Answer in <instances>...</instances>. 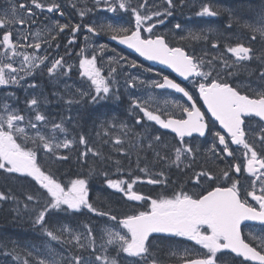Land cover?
<instances>
[{
  "label": "snow or ice",
  "instance_id": "6c2138e0",
  "mask_svg": "<svg viewBox=\"0 0 264 264\" xmlns=\"http://www.w3.org/2000/svg\"><path fill=\"white\" fill-rule=\"evenodd\" d=\"M177 2L178 0H164V7L161 8L156 0L151 4L149 0H92L91 7L79 9L81 21L85 15L103 5L108 12L126 13L129 17L126 24L91 21L86 24H57L55 31H49L48 38L43 42L48 48L59 47L49 41L55 40L57 33L69 29L72 35L68 44L74 45L75 33L80 32L83 27L93 37L107 36L111 41L138 53L145 60L166 66L187 81L190 89L167 75L159 79L143 80L130 72L123 73L126 77L124 85L128 89H135L138 84L150 85L154 89L180 93L187 102H191H173L179 114H165L146 106L147 100L130 96V110H138L142 117H146V121L154 122L160 129L170 130L178 137L175 144H168L162 139L163 133L148 131L154 125H148L137 115L135 123L144 127L145 131L143 134L133 135L137 139L150 137L147 148L152 149L157 159L164 161L169 168L175 167L184 171L188 181L199 187L198 192L190 193L177 184L170 195L152 198L134 190L139 177L133 179L129 171L128 179L118 175L116 178L106 179V186L122 194L126 201L148 202L145 205L148 210L124 213L122 218L118 212L101 210L89 199L87 179L69 178L65 182L46 166L49 160L53 163L68 160V155L62 154L60 150L70 149L74 143L85 147L79 154L80 157H87L89 152L94 156H99L100 153L88 147L82 134H78V140L69 139L63 121L51 123L50 131L45 133L42 129L49 127V118L40 113V102L35 96L25 101L36 113L34 117L22 115L18 109L6 102L7 99L15 98L14 93L0 99V173L5 174L6 179H15L22 187L28 185L23 188L22 204L15 195L6 191H0V202L12 200L17 204V211H30L34 217L33 224L51 240L66 244L74 242L77 251L88 252L87 256L69 257L67 264H122L110 257L104 243L100 244V251H97L91 224L83 226L82 234H76L66 224L60 227L59 234L50 230L49 225L56 213L76 216L85 210L116 222L115 227L121 229L123 234L121 231L106 228L104 231L108 235L107 244L113 246L117 255L126 254L127 257L139 258L133 264H140L141 260L153 257V242L163 237H177L194 242L193 248L183 250L179 264H264V87L252 90L250 85L230 83L225 79L234 74L227 71L228 69L240 66L242 62L264 60V54L256 56L251 44L246 46L244 43H236L233 46L228 43L227 37H224L223 48L219 40L211 44L212 48L219 51L210 59L205 58L207 53L197 55L195 51L188 50L173 37L160 33L157 27L165 23V17L173 15ZM72 7L77 5L73 4ZM19 8L23 10L24 16H16L13 8L10 18L0 19V29L3 30L0 31V52L3 53L0 55V86L20 85L25 77L35 74L36 69L55 79L71 73L72 65L63 56L49 59L47 51H40L39 32L36 33L35 42L25 45L22 41H27L28 35L23 29L18 30L13 39L12 29L9 27L13 24L30 27L35 21V10L64 16L59 0H49L47 4L43 0H29L28 4H19ZM220 11L212 5L211 0H204L196 16L215 18ZM233 22L240 24L238 20L230 21L226 27L231 28ZM240 26L254 33L258 32L264 44V11L260 14L259 27L249 23ZM174 28L178 30L179 38L185 39V29L181 23H176ZM188 37L196 40L208 39L204 31L199 34L189 31ZM83 38L86 42L89 39L87 35ZM251 39L256 40V35H252ZM26 47L32 48L33 52L29 54L27 51H18ZM106 50L108 45L101 43L99 51ZM95 51L94 48L89 56L81 49L82 59L78 63L80 74L86 78L84 86L94 90L90 100L96 103L106 98L110 92L118 99L120 90L117 67L110 65L107 74H104L102 68L97 66ZM111 52V59L121 67H141L135 61L129 63L127 57L116 53L115 49H111ZM225 53H230L235 59ZM17 56L22 57L19 67L14 66L15 61L12 59ZM144 71L151 72L152 69L146 68ZM259 75L264 81V71ZM24 86L35 88L37 84L33 82ZM86 94L80 92L81 97ZM197 98L202 99L214 120L206 118L205 113L197 106ZM42 102L47 103V99L44 98ZM67 103L71 104L73 101L69 99ZM120 127L127 128L124 124ZM26 128L34 130L33 135H28ZM57 132L64 134L62 140L58 139ZM127 134L126 131L125 135ZM194 134L196 138H205L204 142L209 145L208 152L213 158L212 167H199L197 170L196 161L201 152L193 139ZM115 143L121 144L122 141L117 137ZM169 152H174V160ZM216 161H223V166ZM115 167L118 173H123L124 169L119 160L115 161ZM141 171L149 174L147 167ZM245 173L251 178L247 187L241 183ZM104 175L107 177L108 174L105 172ZM146 183L167 185L171 181L164 171H159L148 178ZM246 221H259L261 227L254 232L255 226L246 224ZM171 255L175 256L176 253L172 252ZM62 260L63 258L55 259L50 253L47 264H62ZM24 264H28V261H24ZM36 264H46V260L38 259ZM151 264H158V261L153 257Z\"/></svg>",
  "mask_w": 264,
  "mask_h": 264
},
{
  "label": "trees",
  "instance_id": "16d2710c",
  "mask_svg": "<svg viewBox=\"0 0 264 264\" xmlns=\"http://www.w3.org/2000/svg\"><path fill=\"white\" fill-rule=\"evenodd\" d=\"M3 1L5 2V0ZM201 1L204 2V0ZM156 2L161 8L164 7V0H157ZM149 3L152 2L149 1ZM211 3L217 8L220 7V10L221 7H225L226 10L223 14H219L218 17H211L213 20L210 22L206 21V17H202L201 19L196 18L195 15H193L194 18L192 20L197 28L204 26L206 23L208 24L206 27L208 28V39H195L202 43V52L205 51V53L211 54L209 57L206 56V59L211 58L213 54L219 51L211 47V44L217 41L216 32L218 31L215 32L216 28L217 30L219 27L226 30L225 26L230 21L237 20L240 21V24L249 23L259 27L260 14L264 11V0H211ZM1 5L2 3L0 2V7ZM176 5L177 7L173 8V15L165 18H177L180 21L178 23H181L186 30L187 22L181 21L183 19L187 21V19L192 16L188 15L185 0H182V2L178 0ZM68 11L74 12V9L71 8L68 9ZM98 16H101V13L94 15L95 18ZM128 19L129 17L126 16V20ZM175 23L172 24L173 32L176 30L174 28ZM240 24L235 28V35L238 37L242 36L246 44H251L256 56L259 57L264 54V44H262L260 40L259 33H254L248 28L241 27ZM202 31L205 32V28ZM184 32L183 35L185 39L180 42L181 45L187 40V32ZM69 34H71L69 31L62 34L64 48L61 46L59 50L62 51L60 53L64 54L62 55L64 59H67L68 55H71V50L70 48L68 49L66 44L70 39V37H68ZM252 35H256L257 39L252 40ZM61 43L62 41L60 43H54V45H60ZM224 43L223 41L220 42L222 46H224ZM186 47L188 49V44H186ZM190 50L194 51L192 48H190ZM117 52L119 53V51ZM249 63L250 75L253 77V82L257 83L255 90L264 87V81L261 80L259 75L261 71H264V60L254 59L249 61ZM40 76L42 77L41 74ZM40 76V84L37 82V87H39L38 89L41 92L37 97L38 102H40L38 107L40 113L49 118V127L42 130L48 133L51 123L63 121L64 127L68 130L67 137L69 139L78 140V134H82L88 142V147L100 153L99 156H94L92 152H89L87 157H80L79 154L85 150V147L79 143H74L72 148L60 150L62 154L66 153L68 155V160L56 163L49 160L46 162V166L56 172L58 178H62L65 182H67L69 178L74 179L79 177L87 179L89 199L97 208L118 212L121 214L120 218H122V214L124 213L148 210L147 207H145L148 202L142 204L131 203L126 201L122 194L106 186V179L116 178L118 175L123 179H128L129 171L133 179L139 177L138 181H141L142 177L150 178L153 176L155 174L151 171L153 168L165 172L171 181V183L167 185H149L147 183L141 184L140 182L135 184L136 190L152 198L158 195H170L177 184L189 190L190 193H194V185L188 181L184 172L179 170L181 172V179L179 182L175 181L173 178L174 168L167 167L164 161L157 159L152 149L147 148L150 137L144 136L143 139H137V137L133 135V133L143 134L145 128L141 127V125L134 127V129L129 126L130 124L137 125L135 120L136 114L139 112L138 110H130V96H134L126 87L120 84L121 81H119L120 95L118 99L110 92L108 96L104 98L105 100L109 99L108 101L103 102L101 101L103 99H100L98 102L93 103L90 100L91 94L93 93L92 91L77 89L76 96L79 102L76 104H69L67 103V101L71 99V91L69 89L64 87L61 83H54V80H51L47 73H45L43 78ZM43 84H47L46 87H43ZM17 89L18 86L15 87V85L12 87L10 85L0 86V99L5 98L9 93H14L18 102L11 103L12 107L18 109L22 115L34 117L36 113L25 103L30 97L22 100V93L19 91L20 95L17 94ZM81 91L87 94L81 97ZM2 95L5 97H1ZM44 98L47 99V103L42 102ZM7 101H9V99H7ZM54 106H56V108H54ZM74 109H76V111H73ZM147 122L148 121H146V123ZM113 124L116 126L112 127ZM121 124L126 125L127 128L121 129ZM148 125H154V123L150 122ZM21 126H23V124ZM26 130L30 133V136L33 135L34 130L29 128H26ZM126 131L128 132L127 135H125ZM148 131L163 133L162 139L166 140L170 145L175 144L176 140L164 133L158 125H154V128L148 129ZM57 137L58 139H63L64 134L57 132ZM117 137L121 139V144L115 143ZM169 156L173 159L175 157L174 152H169ZM116 160L121 162V166L124 169L123 173L117 172L115 167ZM145 167L149 170L148 175L141 171V169ZM105 172L108 174L107 177L104 175ZM177 173L178 172H175V174ZM99 176H101L100 179ZM27 187L28 185L22 187L15 179H6L5 174L0 173V191L11 192L17 197L21 204L24 202L23 188ZM33 218V214L30 211H24L22 209L17 211V204L12 200L0 202V264H24L26 260L28 264H36L38 259H45L47 264V260L50 259V253L56 254L55 259L57 260L63 258L62 264H67V259L73 255H88L87 251H77L74 242L73 244H66L51 240V238L44 234L37 225L33 224ZM64 224L76 234H82L84 230L83 226L85 224H91L95 236L99 235V233H101L103 229L108 228V226L115 227L116 222L108 220L107 217L95 216L85 210L84 213L76 216H66L64 213H56L49 228L54 233L59 234V229ZM65 238L67 239L68 237ZM83 242L87 243L86 240ZM175 244L179 245L178 239L162 238L154 241L153 257L160 263H166L171 260L179 261L182 256L170 255L172 251L176 250ZM96 247L97 251H100V246L97 243ZM108 253L109 255H114L117 261L125 264L123 254L117 255L113 246L109 247ZM153 257H149L146 263L150 264Z\"/></svg>",
  "mask_w": 264,
  "mask_h": 264
},
{
  "label": "flooded vegetation",
  "instance_id": "af4514ba",
  "mask_svg": "<svg viewBox=\"0 0 264 264\" xmlns=\"http://www.w3.org/2000/svg\"><path fill=\"white\" fill-rule=\"evenodd\" d=\"M28 2H29V0H25L24 3L25 4H28ZM185 2H186V8H187L188 14L191 15L192 17H193V15H196V12H197V10H198L201 2H199V1L197 2V0H185ZM74 4H76L77 7H75V8H72V6L71 7H67V9H71V8L74 9V12L68 11L67 9H65L64 16H60L57 13L56 14L53 13L51 16L52 17H55V18L60 17L59 18V22H61V25L64 24V23H69V24H73V25L76 24V23L86 24L89 21H91L93 23H103L105 21H113V23H116V20H118L120 18V17H118L120 15V12H118V13H112L113 15H117V17H115L114 20H111L110 18L103 17V16H98V17L94 18L91 15V13H90L88 15H85L84 18H83V21H81V18H80V15H79V9L80 8H83L85 6L91 7V1L90 0H75L74 1ZM190 6H191V10H190ZM12 7L15 8L16 7V4L12 3ZM95 10L97 11V13H101V15H103V14H105V13L108 12V11H106L103 8V5L101 6V8H97ZM225 10H226L225 7H223V8L221 7L220 14H223ZM35 12H36V16H35V21L36 22H39V23H42V24L47 23V20H46V17H45L46 15L44 13L38 14L37 13V10H35ZM196 17H198V16H196ZM198 18H200V17H198ZM164 19H165V23L164 24H161V25H158V29L160 30V33L165 34V35H168L170 37H173L176 40V42H178V43L182 42V40L176 34L178 32V30H175V32H173V28H172V24L175 23V22L176 23H178V22L177 21H174V19L171 18L170 22L167 23L168 20H169V18H164ZM175 19H177V18H175ZM201 19H202V17H201ZM187 21H189V19H187ZM206 21H209L210 22V21H212V18L206 17ZM181 22H186V20L183 19ZM237 25H238L237 23H234L233 22L231 28H227L225 26L226 27V30L221 29L219 27L218 30H215V32L218 31V32H216L217 40H219V42H222V41L225 42L224 37H227L228 38V43H231L233 46L236 43H244L247 46L248 44H246L244 42V38L242 36L241 37H238L237 35H235V33H236V29L235 28L237 27ZM229 29H231V30H229ZM188 30L189 31H192L194 33L199 34V32H197L196 29L193 30L192 27H189ZM207 31H205V33H207ZM62 34H64V32L57 33L56 34L55 43H60L63 40ZM85 35H87L89 38L92 37L91 34L85 32V30H84L83 27L81 28V31L80 32L75 33V38L83 39V41H81L79 43V45H80V47L78 49L79 51L81 49H83V47H86V43L87 42L92 43V40L91 39H88L87 42L84 40L83 37ZM57 38H58V40H57ZM186 44H188V50H190V48H192L197 53V55H203L205 53V51L202 52L203 51L201 49L202 43L200 41H196L195 39H192V38H189L188 37L187 40L185 42H183V45L186 46ZM223 47L224 46L221 45V48H223ZM117 51H116V53H118ZM118 54L123 55V53L120 52V51H119ZM225 54L228 57L231 56L230 53H225ZM70 57H71V62H69V63L71 65L73 64V66H72L73 71H72L71 78H70V85H71V87H74L77 84V81H76V70L75 69L76 68L78 69V63L81 60V55L78 54L77 57H76V46L75 45H72L71 46V55H70ZM231 59H235V58L234 57H231ZM135 62L138 65L141 66L139 68L134 69V71L136 73H138V75L140 77H143V78H146V79L150 77L149 78V80H150V79H159L162 76L167 75L170 79H173V80H175V82L179 83V81L172 74H170L168 72L162 71L160 69H152V68L148 67L147 65H145L144 63H141L137 59L135 60ZM146 68H150V69H152V71L151 72H145L144 69H146ZM227 71H232L234 73L231 76L225 77V79L228 82H230V83L231 82H235L237 84H247V85H250L251 86V89L252 90H255V87H257V84H253V80L251 78H249V77H251V75H250V64L247 61L246 62H242V65L233 67L231 69H228ZM243 71H246V75L245 74L240 75ZM141 72H143V73H141ZM157 73H159V76H157ZM238 73H240L239 74L240 76L237 75ZM61 82L62 81H60V83ZM182 85L185 86L186 88H189V89L191 88V86L188 84V82L187 83H184ZM263 85H264V83H263ZM249 94H251V93L249 92ZM155 95H159V92L156 91L155 92ZM196 97H198V92L196 93ZM178 99H180V98H178ZM180 101H182L181 104H183V103L185 104L186 103L185 101H183V99H180ZM197 105L206 113V110L203 107V103H202L201 99H198L197 98ZM206 115L208 116L207 113H206ZM207 119H209V118H207ZM254 119L255 120H258L257 118H254ZM210 127H211V124H210ZM217 128H219V125L218 124H217ZM193 139L196 140V144L200 148V152H201V155L198 156L199 159H200L201 165L199 163V166H197V164H198L197 163L196 164L197 168L198 167H204V168L212 167L213 166V158H212L211 154L208 152L209 145L204 142L205 141V138H203V139H201V138H193ZM216 163H218L220 166H223V163L224 162L223 161H216ZM173 178L177 182H179V180H180V178L178 176L173 177ZM250 179L251 178L245 173L244 176H243V178L241 179V183L244 184L245 187H247ZM192 185H194V184H192ZM194 188H195L194 193H196V192L199 191V187L198 186L194 185ZM254 226H255L254 229H259L261 227V226H257V225H254Z\"/></svg>",
  "mask_w": 264,
  "mask_h": 264
},
{
  "label": "rangeland",
  "instance_id": "374dc122",
  "mask_svg": "<svg viewBox=\"0 0 264 264\" xmlns=\"http://www.w3.org/2000/svg\"><path fill=\"white\" fill-rule=\"evenodd\" d=\"M203 2V1H202ZM201 2V3H202ZM7 7L8 8H10V9H13L14 7H12V3H9V4H7ZM219 9V8H218ZM3 10V9H2ZM16 12H20V11H18V9H16ZM103 17H106V16H103ZM112 20V19H111ZM170 20H171V18H169V20H168V22L167 23H169L170 22ZM105 22H112L113 23V21H105ZM24 31V30H23ZM174 31V30H173ZM54 41V43H55V40H53ZM91 43L90 42H87V45H90ZM113 56V55H112ZM102 64H101V66L103 67V68H107V67H109L110 65H112V64H115L116 62L115 61H113L111 58L110 59H108L107 61H105V60H103L102 62H101ZM45 73L46 72H41L40 71V74L42 75V77L41 78H43V76H45ZM240 73H238L237 75H239ZM242 74H245L246 75V73L245 72H242ZM249 77V76H248ZM253 78V77H252ZM255 78V77H254ZM41 82V79H39L38 80V83H40ZM46 85L47 84H43L42 86L43 87H46ZM19 91L22 93V95H21V98L23 99V100H25V99H27V98H29V94H28V92L26 91V89L25 88H20V89H18V91H17V94H19ZM133 91V90H132ZM133 93L134 92H132V95H133ZM135 94H136V96H138V97H140L142 100H147L148 101V104L146 105V106H148V107H150L151 106V104H157L158 106H163V107H165L166 109H169L171 106H173L174 107V109H175V104L173 103V102H176L175 101V98H173V97H171V96H168V95H164V96H152V94L147 90V89H144V86H140V87H138L137 88V90L135 91ZM20 95V94H19ZM85 98H86V96H85ZM85 98H83V99H85ZM79 100V99H78ZM77 100V101H78ZM167 102V103H166ZM181 104V103H180ZM54 108H56V106H54ZM75 110V109H74ZM117 124H120V123H117ZM130 127H132L133 129H134V127H136V126H138V125H132V124H130L129 125ZM140 126V125H139ZM27 132V131H26ZM28 133V135H30V133L29 132H27ZM62 140V139H61ZM101 178V176H99V179ZM108 228H110V229H112L113 231H121V229H117V228H115V227H108ZM105 229H103L102 230V232L101 233H99V235H95V237H96V243L100 246V244L101 243H104L105 244V247L106 248H109L111 245H108L107 244V238H108V235H107V232L106 231H104ZM121 234H123V232L121 231ZM52 255H56V254H52ZM48 261V260H47Z\"/></svg>",
  "mask_w": 264,
  "mask_h": 264
},
{
  "label": "water",
  "instance_id": "95a60500",
  "mask_svg": "<svg viewBox=\"0 0 264 264\" xmlns=\"http://www.w3.org/2000/svg\"><path fill=\"white\" fill-rule=\"evenodd\" d=\"M128 50H129L130 52H132V53H134V54H136V55L139 56V54H138V53H135L133 50H130V49H128ZM140 58H141L144 62L148 63L150 66H152V67H160V68L164 69L165 71H167V72L173 74V75H174L176 78H178L181 82H186V81H184L182 78H180V77L178 76V74H176L175 72H173L171 69H168L166 66L160 65V64L157 63V62L147 61V60H145L143 57H140ZM159 90H161V89H159ZM168 91H172V90H168ZM172 92H174V91H172ZM176 94L182 95V94H180V93H176ZM185 99H186V98H185ZM201 101H202V99H201ZM189 103H191V102H189ZM202 103H203V101H202ZM203 107H204V109H205L206 112H207L206 105L203 104ZM201 111H202V110H201ZM202 112H203V111H202ZM207 113H208V112H207ZM208 115L211 117V114H210V113H208ZM212 119H214V118H212ZM165 130H166V129H165ZM166 131H168V132L171 133L170 130H166ZM171 134L175 135L174 133H171ZM194 136H196V134H194ZM245 223H246V224H248V223H259V224H260L259 221H246ZM171 238H173V237H171ZM233 255H234V254H233Z\"/></svg>",
  "mask_w": 264,
  "mask_h": 264
},
{
  "label": "bare ground",
  "instance_id": "6f19581e",
  "mask_svg": "<svg viewBox=\"0 0 264 264\" xmlns=\"http://www.w3.org/2000/svg\"><path fill=\"white\" fill-rule=\"evenodd\" d=\"M218 8H220V7H218ZM228 12V11H227ZM226 13V12H225ZM227 14V13H226ZM225 15V14H224ZM223 17V16H222ZM226 17V16H225ZM174 19V21H177V22H180L178 19H175V18H173ZM69 63V62H68ZM243 72H245V71H243ZM246 73V72H245ZM240 75H243L242 73L240 74ZM239 75V76H240ZM249 78H251V79H253L252 77H249ZM40 84V83H39ZM73 111H76V109L75 110H73ZM121 111V110H120ZM122 112V111H121Z\"/></svg>",
  "mask_w": 264,
  "mask_h": 264
}]
</instances>
